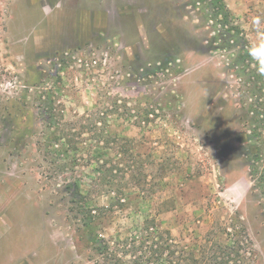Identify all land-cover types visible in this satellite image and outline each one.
Returning a JSON list of instances; mask_svg holds the SVG:
<instances>
[{"label":"rangeland","instance_id":"rangeland-1","mask_svg":"<svg viewBox=\"0 0 264 264\" xmlns=\"http://www.w3.org/2000/svg\"><path fill=\"white\" fill-rule=\"evenodd\" d=\"M192 1L0 0V264H108L64 187L76 177L85 193L95 165L83 158L60 169L36 144L45 127L37 94L51 86L61 123L99 106L110 132L101 138L106 167H133L117 179L133 177L125 188L133 203L97 232L110 238L116 222L154 217L187 249L238 240L240 255L264 264V184L250 168L258 154L263 174L264 126L252 111L250 124L241 121L252 71L264 87V0H224L252 50L236 70L235 50L210 42L213 23ZM56 71L55 83L47 76ZM109 197L94 192L90 203L107 206ZM111 246L125 264L139 255L151 264L145 249Z\"/></svg>","mask_w":264,"mask_h":264},{"label":"trees","instance_id":"trees-1","mask_svg":"<svg viewBox=\"0 0 264 264\" xmlns=\"http://www.w3.org/2000/svg\"><path fill=\"white\" fill-rule=\"evenodd\" d=\"M192 2H198L199 8L203 12V18L213 23L215 34L208 38L210 42L218 41L217 47L220 49L235 50L234 54L230 53V64L233 70L238 69L240 66L248 67L249 62L253 58L251 46L244 39L240 28L232 21L230 10L224 0H193ZM65 61L66 57L59 59L57 63L62 64ZM251 75L253 79L257 78L255 70L252 71ZM47 78L53 79L55 83L61 79L57 71L49 73ZM253 79L252 85L250 84V88L247 90L250 94V105H247L246 108L244 107L245 104L242 106L244 111L241 115V121L245 124H250L247 115L252 111L257 115L253 119H257L258 123L264 126V94L258 96L264 87L257 85L258 80L256 79L254 82ZM41 84H43L42 80H38L37 84H33V86L39 87ZM52 91V86L46 90L42 87V91L37 94L41 98L45 127L44 131L39 135L40 137L36 144L39 149L46 153L50 162L60 169L72 167V165L79 166V161L83 158H85V165L90 167L95 165L91 170L92 173H87L90 188L85 193H82L76 177L67 180L64 187L66 190H70L73 195L71 201L75 202L77 206L72 207L70 210L73 211L74 209L77 214L79 212L83 216L82 233L87 236L88 243L106 258L105 260L108 261V264H125V261H122L117 256V253L114 252L111 244L118 245V250L129 244L135 247L134 244L136 243L139 246L134 248V253L133 251L129 253L134 255L135 252L145 249L150 252L149 259L151 261H147L151 264H229V260H234V264H253V261L251 262L249 257L246 260V257L239 254L242 247L238 244V240H235L236 243L234 241L231 244L215 243L210 249H207V247H203L201 250L187 249L186 245L179 244L172 237L169 230L160 229L154 217H145L140 224L135 222L130 224L131 227H124L120 222H116L114 232L110 234V238L105 237L101 232H97L98 228L103 229L104 226H109L111 224L110 220L111 222L119 220L118 211L115 208L119 207L122 210L133 203L132 200L134 199H131V195L125 193V188L134 184L133 177H128L125 184L117 185L119 174L124 173L122 176L125 177L127 171H131L133 167L131 163L127 164L124 168L118 165L106 167V161L103 157L108 147L106 141V145H103L101 138H106L105 136H109L110 132L104 120V113L99 109V106H96L90 114L86 113L76 116L61 123L58 118L62 117V114H60L62 108L60 105L53 103V99L51 98ZM53 129H56L57 132H54ZM86 133L88 135L84 137L83 134ZM257 134L254 133V136H258ZM246 139L249 143L258 140L249 135ZM87 141L93 142V144L87 145V148H85ZM117 141H119V138L114 135L113 142L120 149L118 152L124 154L130 152V148L132 147L121 149ZM249 145H247L249 152L252 153L253 150L250 149ZM111 148L116 149L117 147L113 145ZM80 153H83V155H79ZM252 156V162L250 163L251 171H255V173L259 172V179L264 184V171L261 174L259 167L253 159H258V154L253 153ZM261 190L264 192V187ZM94 192L109 194L110 201L107 206H97L90 203ZM105 220L109 221V223H106ZM248 240L252 256L254 255V249L252 241ZM141 258L142 256L139 255L136 258L137 260L132 261V264H135V261L137 264L140 263L143 260ZM113 259L115 260L112 261Z\"/></svg>","mask_w":264,"mask_h":264},{"label":"clouds","instance_id":"clouds-1","mask_svg":"<svg viewBox=\"0 0 264 264\" xmlns=\"http://www.w3.org/2000/svg\"><path fill=\"white\" fill-rule=\"evenodd\" d=\"M260 63H261V66L264 67V57H260Z\"/></svg>","mask_w":264,"mask_h":264}]
</instances>
